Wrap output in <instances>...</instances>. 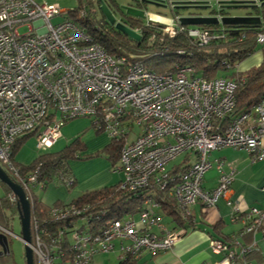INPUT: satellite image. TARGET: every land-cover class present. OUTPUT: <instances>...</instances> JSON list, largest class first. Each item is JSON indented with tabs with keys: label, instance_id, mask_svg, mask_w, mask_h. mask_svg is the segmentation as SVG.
<instances>
[{
	"label": "built area",
	"instance_id": "1",
	"mask_svg": "<svg viewBox=\"0 0 264 264\" xmlns=\"http://www.w3.org/2000/svg\"><path fill=\"white\" fill-rule=\"evenodd\" d=\"M71 11L65 20L53 24V18L65 12L57 3L0 0V164L23 187L30 202L29 245L34 264H95L98 254L115 251L117 243L120 264H139L145 253L171 249L187 227L166 225L164 199L156 198L157 189L175 200L185 220L192 219L193 205L211 208L225 199L232 220L241 219L244 227L231 241L211 238V250L223 256L217 264H232L237 258L241 264H258L243 257L255 250V242L241 246L240 239L264 233V210L232 196L236 171L225 172L222 162L217 187L209 190L204 182L213 150L232 146L246 149L254 161L264 160V95L236 112L237 81L208 78L195 67L181 64L157 72L137 55H111L81 28ZM223 16L192 17L216 19L209 24L218 28L195 25L188 28V35L200 47L225 38ZM186 18L191 17L177 14L162 22L163 35L173 37L185 29ZM25 26L29 31L23 34L20 28ZM256 44L264 50V28L258 31ZM78 117H91L96 130L122 142L115 168L124 174L122 189H151L137 214L110 218L106 209L77 203L49 207L46 219L34 213V190L43 191L48 184L41 177V165L25 174L21 171L13 144L18 136L32 133L38 136L37 149L51 148L61 138L62 126ZM181 154L188 158L189 167L167 168ZM56 181L71 187L75 178L69 175ZM5 200L11 206L19 204L12 190ZM9 234L0 224L1 256L11 255V251L2 253L1 244V235L8 238Z\"/></svg>",
	"mask_w": 264,
	"mask_h": 264
},
{
	"label": "trees",
	"instance_id": "2",
	"mask_svg": "<svg viewBox=\"0 0 264 264\" xmlns=\"http://www.w3.org/2000/svg\"><path fill=\"white\" fill-rule=\"evenodd\" d=\"M104 1L114 12L119 21L133 29H141V41L130 38L112 25L101 11L100 0H82L77 7L72 9L71 13H74L73 17L76 19L77 23L89 34L93 41L100 44L108 53L114 56L137 55L145 62L148 68L157 72H164L165 70L173 69L176 64H181L193 66L197 70L203 72L208 78H215L214 75L218 69L222 67L224 69H232L239 65L244 59L255 53L258 47V44H256V35L261 28H264V3H261L260 6L253 7L254 11H256L257 15L261 18L259 24L224 23L227 36L221 40H214L208 45L200 47L197 46L193 38L188 35V28L195 25L183 23L185 29L178 31L175 36L170 37L168 35H163L160 29L163 27L160 25L161 23L158 24L150 20L149 24H144L143 19L128 15L119 5L120 3L118 0ZM83 7H85L84 16L80 18L79 13ZM195 15L201 16L199 14ZM202 25L214 29L218 28L216 24ZM242 37L245 38L241 41L240 39ZM242 77L246 78V82H241ZM235 81L239 83L236 90V112H239L259 102L264 95V60L260 66L254 67L245 73L241 72V75ZM96 131L97 133L101 132L99 130ZM32 135V133H27L16 138L13 144L14 157L22 144ZM121 146L122 142L119 143L112 140L105 148V151L90 154L87 157L90 159L95 156H101L100 154L103 155L104 152L110 153L108 158L112 161L113 166L116 167L120 160ZM85 149V141L78 136L61 151L41 154L28 166L17 164L24 174L41 165V177L46 180L49 186L51 182L57 178L73 175L69 162L74 158L80 159L82 157L81 152ZM188 161L187 158L181 164L183 169L189 167V164L186 165ZM174 168L176 170L177 166H174L172 171ZM7 190L8 192L10 191L8 187ZM150 192V188L144 191L131 192L122 189L120 184H117L87 192L73 203L81 205L90 204L92 209L94 208L95 210L106 209L110 218L121 219L137 214L143 207ZM156 198L158 200H161V198L164 199L161 201L164 202L167 218H171L172 221L177 223L175 228L181 226L187 227V225L192 223L191 218L185 220L179 216L176 210L175 200L167 196L165 191L157 189ZM16 207L17 206H12L13 209ZM34 207L36 216L45 219L48 218L49 207L44 205L37 194H35ZM252 235L253 233L247 234V236H250L249 239H247V243L251 242L250 238ZM220 236H213V238L231 241L230 236H224V238ZM256 248L253 252L256 251ZM252 253L245 254L243 257L250 259ZM132 264L137 263L133 262Z\"/></svg>",
	"mask_w": 264,
	"mask_h": 264
},
{
	"label": "crops",
	"instance_id": "3",
	"mask_svg": "<svg viewBox=\"0 0 264 264\" xmlns=\"http://www.w3.org/2000/svg\"><path fill=\"white\" fill-rule=\"evenodd\" d=\"M49 1L59 5L61 4L59 0ZM252 17L260 16L256 15ZM152 21L157 22L154 19ZM263 60V49L260 52L255 51V53L240 62V71L247 72L254 67H258L262 64ZM94 136L92 135L91 137L94 138ZM98 138H100L97 140L98 142L96 138L92 141L83 139L88 151L91 147V142L96 146L95 148H91L94 151L98 149L102 150V148H104L102 151H105V148L111 143L105 135H100ZM59 140L65 141L63 137ZM213 151L210 154H213ZM219 151L211 158L209 156L212 167L206 173L204 186L209 190L217 187L221 175L219 162H222L225 172H229L230 170L236 171L232 184V196L234 198H240L247 205L256 206L264 210V160L254 161L250 153L242 148L229 146L219 149ZM185 159H183V162ZM183 162L179 164L181 165ZM69 165L75 178V183L71 187H68L58 181L60 184L56 186V179L53 180L42 191L46 192L42 200L44 205L51 207L53 205L71 204L87 192L120 184L124 177V174H121L123 172L117 171L112 161L105 155L95 156L86 160H71ZM119 172L121 173L119 174ZM5 198L0 200V218L1 215L5 218V211L7 208L12 207L7 203ZM231 211L225 199H221L216 206L211 208H204L199 203L193 205L192 223L187 225L186 234L169 250L157 254L145 253L140 263L148 264L150 260L152 264H217L222 259V255L216 254L211 250V238L220 235L223 238L224 236H230L232 238L234 234L239 233L244 227L242 220H238L237 222L232 220ZM165 217L167 218V215ZM165 223L171 229L177 225L171 218H168V221ZM259 234L262 236L259 237ZM249 237L246 234L240 239V243L243 246L253 244L254 242L256 244V251L252 253L249 260L253 263L264 264V251L261 248L264 244L261 241V238H264L263 232L257 231L253 233L250 238L251 242L247 243ZM233 248L238 252L241 250V246L234 245ZM241 263L242 259L237 258L232 264Z\"/></svg>",
	"mask_w": 264,
	"mask_h": 264
},
{
	"label": "rangeland",
	"instance_id": "4",
	"mask_svg": "<svg viewBox=\"0 0 264 264\" xmlns=\"http://www.w3.org/2000/svg\"><path fill=\"white\" fill-rule=\"evenodd\" d=\"M42 1V0H38ZM61 1L60 7L65 10L64 14L57 16L53 18L52 23L56 24L63 20H65L69 16V10L74 9L80 4V1L82 0H59ZM84 1V0H83ZM119 3L127 2L128 0H118ZM164 4H147L145 8V12L147 14H151V18L156 20L158 22H168L171 19L174 18L175 15L180 14L183 17L189 16V17H195L199 14L201 16H212L216 14H225L226 16L231 17H237V16H256L257 13L254 11V8L252 5H255L253 3H260V0H162ZM181 3L184 4L187 3H199L201 5H204L205 7H190V8H176L175 5H172V3ZM207 2V3H206ZM231 2L234 5H237V7H224L222 3ZM198 4V5H199ZM261 5V3H260ZM259 5V6H260ZM224 7V8H223ZM224 10V11H223ZM144 21V24L148 23L152 19L150 18H141ZM163 23L160 24L163 26ZM202 25V24H201ZM29 31V28L27 26L20 28L21 33H27ZM263 47L260 45L257 47L256 52L262 51ZM264 51V50H263ZM241 65H237L233 67L232 69H224L223 67L218 69L214 75V77L218 78H227L231 80H236L241 75L240 68ZM244 71L243 73H245ZM61 118V115L59 114L58 119ZM62 137L64 142L62 140H59L55 143L51 148H44L43 150L37 149V143H38V136L32 135L29 139L26 140L25 143L22 144L21 148L18 150L17 154L15 155V160L17 163L22 165H30L33 163L41 154L48 153V152H58L61 151L66 145H68L71 140H74L78 136H80L82 139L87 141H92L96 138V141L100 138L98 136L105 135L109 142L111 141V138L108 134L105 132H100L97 134L96 129L93 125V119L91 117H78L74 119L68 120L63 126H62ZM92 135H95L94 138L91 137ZM61 137V138H62ZM60 138V139H61ZM134 136H131L130 139L132 140ZM83 140V141H84ZM98 142V141H97ZM91 147L88 149L86 148L84 151L81 152V158L80 159H72L73 160H86L89 157H87L90 154L95 153H101L102 150H91V148H95L94 143H90ZM218 151H213V154L211 153L209 156L210 158L217 154ZM110 153L105 152V156H109ZM102 155V154H100ZM184 154L179 155L175 160L171 161L170 164L167 166V168H172L174 165L179 164L180 162H183ZM121 172H119L120 174ZM118 174V173H116ZM118 174V175H119ZM123 174V173H121ZM120 176V175H119ZM124 178V177H123ZM57 184H60L58 181H56ZM121 183V182H120ZM60 186V185H59ZM35 194H37L42 201L44 199V195L46 192H42L39 190V188H36ZM7 187L4 183L0 181V200L5 198L7 196ZM75 195V194H73ZM76 196V195H75ZM74 196V197H75ZM6 216L5 218L1 215L0 223L3 224L12 234L8 235V240L10 244V251L11 256H3L0 259V264H27L26 262V250H25V242L19 238V236L23 235L22 230V224L20 220V215L18 213L17 207L13 209L12 207L7 208ZM168 221V218L165 217V222ZM80 223V222H79ZM262 235L259 234V237ZM212 240V239H211ZM210 240V243H211ZM261 241L264 242V238H261ZM261 245V244H260ZM117 249L111 253H100L95 257V264H120V251H119V244L117 243L116 246ZM261 248L264 251V244L261 246ZM246 259V258H245ZM250 261L249 259H246ZM142 261V260H141ZM148 264H152V262L149 260Z\"/></svg>",
	"mask_w": 264,
	"mask_h": 264
},
{
	"label": "water",
	"instance_id": "5",
	"mask_svg": "<svg viewBox=\"0 0 264 264\" xmlns=\"http://www.w3.org/2000/svg\"><path fill=\"white\" fill-rule=\"evenodd\" d=\"M101 1V11L104 13V15L106 16L107 20L114 25L119 31L123 32L124 34L128 35L130 38L136 40V41H141L142 39V35L140 33H138L135 29L127 26L126 24H124L123 22L119 21L116 17V15L114 14V12L109 8V6L106 4V2L104 0H100ZM131 1H135V0H131ZM142 1H147V0H142ZM148 1H152L153 4H164V2L162 0H148ZM260 2L263 4L264 0H260ZM199 3H175L174 5L176 8H190V7H205L204 5H201ZM224 7H237V5L232 4L231 2H227V3H222ZM255 5H252L253 7H256V3H253ZM123 10H126V13L128 15L134 16V17H138V18H146L149 17L150 19L151 16L150 14H147L144 10L136 8L135 6H133V4H125L123 6H121ZM223 7V8H224ZM248 17V20H243L245 18ZM252 16H237V17H231V16H226L224 15L222 18V21L225 24H259L261 22L260 17H252L255 20H252L251 18ZM184 23L187 24H192V25H201V24H209V23H216L217 20L216 19H211V18H200V17H196V18H186L183 20ZM0 181L2 183H4L6 186H8L10 188V190H12L18 197H19V204L17 206L18 208V213L20 215V220H21V224H22V230H23V241L25 242V250H26V262L27 264H34V253H33V249L30 247V243H31V230H30V224H31V205L30 202L27 198V195L23 189V187L18 184L17 182H15L10 176L9 174L4 170V168L1 166L0 164ZM1 244L3 247V252H9L10 251V244L8 241V238L6 235H1Z\"/></svg>",
	"mask_w": 264,
	"mask_h": 264
},
{
	"label": "flooded vegetation",
	"instance_id": "6",
	"mask_svg": "<svg viewBox=\"0 0 264 264\" xmlns=\"http://www.w3.org/2000/svg\"><path fill=\"white\" fill-rule=\"evenodd\" d=\"M125 4H133V6H135L136 8H139V9H142V10H145V8H146V5L147 4H153V2L152 1H142V0H135V1H131V0H128L127 2H124V3H120L119 5L120 6H123V5H125ZM124 11H126V10H124ZM150 16H151V14H150ZM132 17H134V16H132ZM3 256H1L0 255V258H2Z\"/></svg>",
	"mask_w": 264,
	"mask_h": 264
},
{
	"label": "bare ground",
	"instance_id": "7",
	"mask_svg": "<svg viewBox=\"0 0 264 264\" xmlns=\"http://www.w3.org/2000/svg\"><path fill=\"white\" fill-rule=\"evenodd\" d=\"M249 18H251L252 20H255V19H253L252 17H249ZM243 20H248V17L245 18V19H243ZM259 209H260V208H259ZM261 210H263V209H261Z\"/></svg>",
	"mask_w": 264,
	"mask_h": 264
}]
</instances>
